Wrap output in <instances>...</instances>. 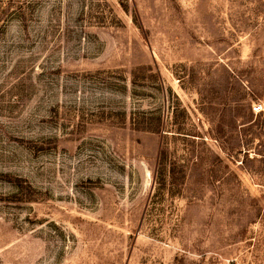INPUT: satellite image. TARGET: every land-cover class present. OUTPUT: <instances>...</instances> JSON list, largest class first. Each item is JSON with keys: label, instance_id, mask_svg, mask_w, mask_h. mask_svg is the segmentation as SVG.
<instances>
[{"label": "rangeland", "instance_id": "rangeland-1", "mask_svg": "<svg viewBox=\"0 0 264 264\" xmlns=\"http://www.w3.org/2000/svg\"><path fill=\"white\" fill-rule=\"evenodd\" d=\"M32 1L0 0V264H264V0Z\"/></svg>", "mask_w": 264, "mask_h": 264}, {"label": "built area", "instance_id": "built-area-1", "mask_svg": "<svg viewBox=\"0 0 264 264\" xmlns=\"http://www.w3.org/2000/svg\"><path fill=\"white\" fill-rule=\"evenodd\" d=\"M262 109H261V106H257V107H254V111L255 112H260Z\"/></svg>", "mask_w": 264, "mask_h": 264}, {"label": "trees", "instance_id": "trees-1", "mask_svg": "<svg viewBox=\"0 0 264 264\" xmlns=\"http://www.w3.org/2000/svg\"><path fill=\"white\" fill-rule=\"evenodd\" d=\"M34 1H38V0H34ZM34 1H32V2H34Z\"/></svg>", "mask_w": 264, "mask_h": 264}]
</instances>
